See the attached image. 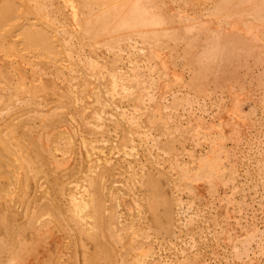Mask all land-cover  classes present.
Returning <instances> with one entry per match:
<instances>
[{"label":"bare ground","instance_id":"bare-ground-1","mask_svg":"<svg viewBox=\"0 0 264 264\" xmlns=\"http://www.w3.org/2000/svg\"><path fill=\"white\" fill-rule=\"evenodd\" d=\"M243 98L264 0H0V264H264Z\"/></svg>","mask_w":264,"mask_h":264},{"label":"rangeland","instance_id":"rangeland-1","mask_svg":"<svg viewBox=\"0 0 264 264\" xmlns=\"http://www.w3.org/2000/svg\"><path fill=\"white\" fill-rule=\"evenodd\" d=\"M194 1H196L197 2V0H194ZM199 1V0H198ZM176 67L178 68H182L181 67V63L179 62L178 63V61H177V65H176ZM178 68V69H179ZM254 68V69H253ZM252 71L255 73V72H257L258 70H257V68L256 67H252ZM187 75V73H185L184 72V77ZM247 78V77H246ZM248 79V78H247ZM247 79H245L246 81H247ZM248 83H246L245 82V85H247ZM248 87V91L252 94V97L256 100V98H257V96H258V92L259 91H257V89L254 87V85H252V84H250V85H248L247 86ZM216 100H218V101H216V102H220V99H218V98H216ZM240 102H239V104H240V106H241V109H243L242 111L244 112V113H246V114H248L250 117H251V119H253L252 120V122H253V124L251 123V125L252 126H250L251 128H253V129H251L250 127H248V130H250V132H251V134L253 133V135L255 136L254 138L256 139H253L252 141H253V143H251L252 145H251V150H255L254 148H255V141H257V140H259L260 141V139H261V134L264 132L263 130H264V109L263 108H261L262 106L261 105H259L257 102H256V104H254L253 103V101L249 98H243L242 100L240 99L239 100ZM207 104H205L204 103V105H203V109H205L204 110V112L206 113V115H208V114H211V111L212 112H214V110H216V108H215V106L214 105H212V103L211 102H209V101H205ZM228 102H230V100L229 99H227L224 103H226V104H228ZM253 103V104H252ZM207 105V106H206ZM205 106V107H204ZM211 106V107H210ZM213 106H214V108H213ZM207 110V111H206ZM262 124V125H261ZM250 128V129H249ZM257 131H256V130ZM257 136V137H256ZM260 147V146H259ZM242 149V151H244L245 153L248 151V146H245V147H242L241 148ZM243 152V153H244ZM249 152V151H248ZM11 147L6 143V142H4L1 138H0V165L2 166V168H4L5 169V171H7V172H9L10 170H11ZM244 153V154H245ZM242 172V171H241ZM4 181L6 180V177L3 179ZM260 194H262L260 191H258V197H256V199H259L260 201L262 200H264V198L263 197H260L261 195ZM263 198V199H262ZM206 248V251H205V254H206V256L207 257H210V259L211 260H213L212 259V255H210V253H209V251L208 250H210V248H211V246L209 245L208 247H205ZM207 252V253H206ZM166 254V255H169L170 253L169 252H167V251H162V254ZM260 258V259H259ZM257 260H262V257H259ZM219 260H218V262H219V264H224V261H223V259L222 258H218ZM217 262V261H216ZM218 262H217V264H218Z\"/></svg>","mask_w":264,"mask_h":264}]
</instances>
